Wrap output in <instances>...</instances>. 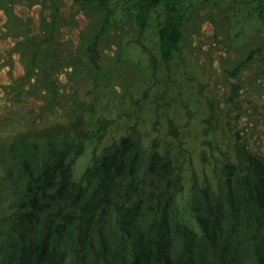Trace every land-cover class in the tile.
Here are the masks:
<instances>
[{
  "label": "trees",
  "instance_id": "obj_1",
  "mask_svg": "<svg viewBox=\"0 0 264 264\" xmlns=\"http://www.w3.org/2000/svg\"><path fill=\"white\" fill-rule=\"evenodd\" d=\"M83 1L101 12L95 33L100 38L109 23L107 0ZM261 4L258 19L264 25ZM181 5L179 0H132L130 6L140 26L162 9L155 34L166 57L184 39ZM44 10L35 27L29 16L20 20L23 24L12 38H18L19 56L27 53L31 59L25 90L36 92V100L56 102L65 94L60 75L78 74L76 67L83 61L75 56L68 60L61 50L70 38L61 31L69 25L63 23L61 10L49 16ZM81 42L97 55L96 41L91 47L82 37ZM230 71L237 80L235 91L256 99H241L248 109L235 133L237 163L214 170V182L194 188L189 196L196 231L176 206L181 178L155 143L142 148L122 138L93 155L76 180L75 160L103 133L34 135L0 146V238L5 242L0 264H264V37ZM2 88L9 91L11 86ZM52 108L48 104L45 110L53 113Z\"/></svg>",
  "mask_w": 264,
  "mask_h": 264
},
{
  "label": "rangeland",
  "instance_id": "obj_2",
  "mask_svg": "<svg viewBox=\"0 0 264 264\" xmlns=\"http://www.w3.org/2000/svg\"><path fill=\"white\" fill-rule=\"evenodd\" d=\"M179 2L186 18L184 39L166 57L155 34L163 19L160 8L140 26L132 16V0H107L109 23L98 38L101 12L88 1L0 0V146L34 135L76 137L99 130L102 138L87 144L74 162L78 180L93 155L122 138L142 148L155 143L159 153L171 160L174 175L181 178L176 206L196 231L188 211L192 190L212 184L214 170L238 161L235 133L248 109L241 99L256 97L235 91L237 80L230 70L261 44L264 25L257 8L261 3L264 7V0ZM43 8L46 16L61 10L63 23H69L61 31L70 36L61 50L68 60L75 56L83 61L82 67H76L78 74L60 75L65 94L56 102L48 97L36 100V92L25 90L31 59L27 53L23 59L19 56L18 38H12L23 24L20 20L29 16L32 27L39 24ZM81 37L89 46L96 41L97 55L82 47ZM89 58L92 63H86ZM87 67L90 72L84 70ZM3 85L11 88L8 91ZM48 104L53 113L45 110ZM4 243L0 238V250Z\"/></svg>",
  "mask_w": 264,
  "mask_h": 264
}]
</instances>
